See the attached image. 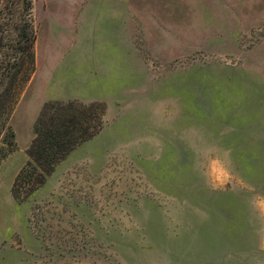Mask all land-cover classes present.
<instances>
[{
  "label": "rangeland",
  "instance_id": "rangeland-1",
  "mask_svg": "<svg viewBox=\"0 0 264 264\" xmlns=\"http://www.w3.org/2000/svg\"><path fill=\"white\" fill-rule=\"evenodd\" d=\"M29 2L0 0L4 66L34 37L0 264H264V0ZM50 103L101 105L103 125L18 201Z\"/></svg>",
  "mask_w": 264,
  "mask_h": 264
},
{
  "label": "trees",
  "instance_id": "trees-1",
  "mask_svg": "<svg viewBox=\"0 0 264 264\" xmlns=\"http://www.w3.org/2000/svg\"><path fill=\"white\" fill-rule=\"evenodd\" d=\"M18 44L19 48L14 49L15 57L8 60L7 65L4 66L0 59V166L17 149L15 132L10 125L19 97V92L15 89L26 66L34 63L33 35H28L24 42L20 40ZM8 76L12 80L10 87L4 92L2 90ZM26 80L24 79V83ZM90 110L96 113L101 122L96 123L89 117L87 112ZM104 111L105 108L98 104H47L34 126L35 138L28 150L30 160L13 185L15 199H21L22 182L31 185L39 177L41 185L52 174L56 165L75 147L95 137L103 125Z\"/></svg>",
  "mask_w": 264,
  "mask_h": 264
}]
</instances>
